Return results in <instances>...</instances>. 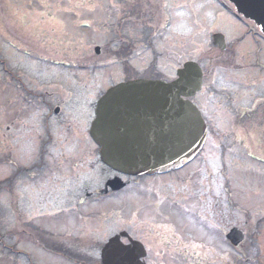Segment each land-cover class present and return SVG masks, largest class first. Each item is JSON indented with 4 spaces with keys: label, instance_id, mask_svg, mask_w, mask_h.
Wrapping results in <instances>:
<instances>
[{
    "label": "flooded vegetation",
    "instance_id": "flooded-vegetation-1",
    "mask_svg": "<svg viewBox=\"0 0 264 264\" xmlns=\"http://www.w3.org/2000/svg\"><path fill=\"white\" fill-rule=\"evenodd\" d=\"M73 1L0 0V213L6 220L0 223V262H30L41 242L67 244L36 230L52 213H84L85 206L95 211L102 199L109 201V214L124 218L128 236L143 245L145 264L220 261L232 246L229 231L243 228L228 213L225 157L251 169L253 162H264V65L248 62L257 61L263 48L252 38L247 63L232 65L245 73L243 80L214 86L194 102L211 149L175 169L125 175L100 161L90 135L95 106L117 84L175 78L177 41L170 35L168 6L160 0H94L78 14ZM72 20L80 21L69 34ZM10 51L19 56L16 61ZM69 51L75 52L72 65L64 61ZM236 100L244 103L236 107ZM230 138L234 143L226 142ZM112 179L123 187L112 191ZM192 213L198 229L189 222Z\"/></svg>",
    "mask_w": 264,
    "mask_h": 264
},
{
    "label": "rangeland",
    "instance_id": "rangeland-1",
    "mask_svg": "<svg viewBox=\"0 0 264 264\" xmlns=\"http://www.w3.org/2000/svg\"><path fill=\"white\" fill-rule=\"evenodd\" d=\"M86 1L93 2L94 0L73 1V4L78 5L77 7L80 8V11H77L78 14H84V8L82 6ZM168 1L170 4L166 2L168 7L165 8V12L166 14L168 12L170 16L168 19L171 20L169 23L170 35H174L175 40L179 42L177 43V46H179L174 49L175 55L177 56V58H175V65H181L192 61L198 63L203 68L207 63L208 67H204L203 70L208 73L209 77H211V71L213 72V68H219V66H223V64H232L233 60L237 63H241L243 61V51H247L251 47L252 42L250 39H247L245 44H238L236 37L241 35L239 37L241 38L244 34H247V32L252 33L253 31L250 24L245 23L243 26L242 23L240 24L235 21L230 17L231 14L227 11L226 6L222 3L220 5L219 1L214 0L212 2L211 0H195L196 4H193V0ZM103 3H107V0H103ZM172 3L182 5L183 7H179L178 10L176 9L177 6ZM79 21L80 20H78V22ZM78 22H73L72 20V22L68 23L67 30L69 34L73 30L72 25ZM10 26L12 27V24H10ZM36 30L41 29L36 27ZM257 31L260 33L259 29H257ZM3 32L9 33L6 27H3ZM214 34H221L224 36L227 47L230 49L222 52L213 47L211 37ZM9 38L13 41L12 36L9 35ZM2 40L3 39L0 38V42H2ZM15 42L17 46L25 47L23 41L15 40ZM262 45H264V43H262ZM74 46L81 47L83 45L76 43L73 47ZM232 49L233 52L231 54ZM227 52H230V54ZM66 54H68V57L64 61L68 65H72L73 62L70 56H73L75 52L69 51ZM8 57L11 60L16 61L19 56L14 51H10L8 53ZM260 60L264 61V54L261 56ZM244 74L245 73L243 71L230 72L228 75H218L215 79L221 78L229 85L234 82L236 83L241 79L243 80ZM263 75L264 73H261L260 77L263 78ZM202 92L197 94L195 97H197V99H202L203 95H200ZM222 94L226 95L224 93ZM243 103L244 102L242 100H236L234 106L238 107ZM212 108L213 106L209 107V110L211 111ZM223 110L224 109H222V111ZM213 111L221 113V110L217 111L216 106L213 108ZM223 116L224 114L222 112L221 117ZM244 120L246 121V118H244ZM235 133L238 134L237 131H235ZM224 141L225 140L223 139L220 142ZM227 141L228 143L231 141L234 143L235 138H230V140L227 139L226 142ZM211 148L212 147L210 146L208 140L205 143L203 151ZM226 161H228V163L231 162V165H225L228 180L227 191L228 195L231 193V197H233L232 200L229 199L228 213L236 218L239 223H243L247 238L242 248L237 253L230 250V248H227L228 254L220 261L214 263L213 260L210 259L199 262L195 261V264H264V257L262 256V254H264V242L263 244L260 243V240L264 238V226L263 229L260 227V225L264 223V208L259 209V207H264V162H253L250 164L252 166L251 169L245 163L244 165H241L238 159H230V156L228 155L225 157V162ZM213 187L214 190H217L214 184ZM234 199L240 201V203L235 202ZM121 202H123V198H117L115 201L116 204ZM237 203L240 205H237ZM104 204H106V207L101 206L96 211H91L90 207H88L85 209L83 215L78 214L79 212L76 211H74V215H56L55 213H52L47 221L42 222L41 226L44 229L41 228V230L46 234L51 232L58 238L62 237L60 234L65 233L70 236L68 239L70 242L79 241L78 243L80 244L78 250L80 252H84L91 258H88L89 261L87 264H97L99 261V251L101 245L114 233L124 229L122 227L124 222H117L115 217H111L109 213L105 211L107 210L108 203ZM195 204L198 205V200L195 201ZM114 216L117 217L119 215L116 214ZM206 216L207 214L204 210L203 217L206 218ZM194 218H196V216L192 213L189 222H192L195 225V229H198L199 226L197 225V220ZM7 219V221L11 223V215H8ZM4 221L6 222L5 216L0 213V223ZM116 222L119 223L121 227L116 226ZM73 239L78 241H73ZM68 244L71 245L69 242ZM34 253L35 256L32 258V262L30 264H73L60 256L44 252L36 246L34 247ZM257 257H259L260 261L256 260ZM234 259L240 261H236ZM253 259L255 260L253 261ZM17 261L18 262L15 264H29L21 257H19ZM181 262L182 261H180L179 264H184ZM2 263L11 264V262L5 259Z\"/></svg>",
    "mask_w": 264,
    "mask_h": 264
},
{
    "label": "water",
    "instance_id": "water-1",
    "mask_svg": "<svg viewBox=\"0 0 264 264\" xmlns=\"http://www.w3.org/2000/svg\"><path fill=\"white\" fill-rule=\"evenodd\" d=\"M229 1L264 33V0ZM201 77L195 63H186L169 83L141 80L108 89L96 105L90 131L100 147L102 163L117 172L139 175L177 166L195 156L206 128L189 98L200 90ZM120 187L122 184L112 181L113 190ZM228 238L237 244L243 235L234 229ZM142 253L139 243L123 245L117 235L102 248L101 261L142 264Z\"/></svg>",
    "mask_w": 264,
    "mask_h": 264
}]
</instances>
